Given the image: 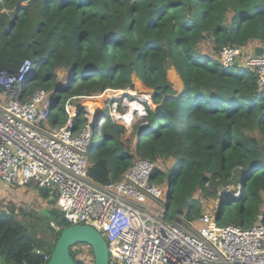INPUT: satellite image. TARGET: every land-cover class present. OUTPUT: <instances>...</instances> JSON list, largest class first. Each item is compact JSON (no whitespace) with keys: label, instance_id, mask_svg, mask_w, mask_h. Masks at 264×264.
<instances>
[{"label":"trees","instance_id":"obj_1","mask_svg":"<svg viewBox=\"0 0 264 264\" xmlns=\"http://www.w3.org/2000/svg\"><path fill=\"white\" fill-rule=\"evenodd\" d=\"M3 8L13 14L0 13V68L31 58L27 91L52 90V122L66 115L69 100L107 88L132 91L134 73L153 90L147 114L130 131L112 116L103 123L89 152L95 180H118L137 156L149 158L156 163L151 181L168 185V220L198 218L207 210L201 193L217 198L224 185L241 183L239 196L220 199L217 221L264 224V89L251 69L226 68L204 50V43L218 52L228 43L264 41V0H3ZM172 66L183 80L179 92L168 77ZM83 120L80 106L76 126ZM160 159L174 162L163 170ZM51 210L41 227L30 228L14 209H0L1 262L42 263L37 249L52 252L69 225ZM71 254L75 264H93L73 247Z\"/></svg>","mask_w":264,"mask_h":264},{"label":"built area","instance_id":"obj_2","mask_svg":"<svg viewBox=\"0 0 264 264\" xmlns=\"http://www.w3.org/2000/svg\"><path fill=\"white\" fill-rule=\"evenodd\" d=\"M217 59L226 68L239 62L251 69L264 89V52L252 50L250 44L228 43L220 48ZM34 67L26 57L15 69L0 68V181L54 189L58 209L69 224H89L104 235L110 264H264L260 221L249 227L219 224L218 206L194 220L182 214L168 220L162 185L151 181L156 163L149 158L137 156L118 180L103 183L89 174L95 132L101 134L108 116L124 122L130 131L133 120L147 114L148 96L129 99L130 89H117L122 97L113 99L108 94L107 103L96 113L82 105L84 120L79 126L80 105L69 100L65 120L49 124L55 111L52 90L27 91L30 82H25ZM242 190L241 183L226 184L217 199L239 196ZM73 247L79 258L94 262L89 244ZM37 252L43 254L40 264H46L52 253Z\"/></svg>","mask_w":264,"mask_h":264},{"label":"rangeland","instance_id":"obj_3","mask_svg":"<svg viewBox=\"0 0 264 264\" xmlns=\"http://www.w3.org/2000/svg\"><path fill=\"white\" fill-rule=\"evenodd\" d=\"M2 11H6L9 14H13V13H11L12 11L9 10L8 8L0 9V13ZM11 16H13V15H11ZM204 47H205L204 50L206 52H208V54H211V56L217 58L218 52L214 49V47L212 45H210L208 43H204ZM167 73H168L169 79L174 84V88L178 92L181 91L183 89L184 84H183V82H181L179 80V78H178L179 74H178L176 68L174 66L169 67L167 70ZM59 74H60V76H62L63 72H60ZM66 76L68 77V75H66ZM132 77H133V81L135 84V89H133V91H131V93L128 95V98L132 99V98H134V95H138L140 97L148 96L149 99L145 103V106L147 109V107H148L147 103L151 102V100H152L150 98V95L153 92V90L146 87L141 82V80L138 78L136 73H134ZM107 89H109V88H107ZM107 89L104 90L103 92L99 93V94L91 95L92 98L85 99V103L87 104V106H89L91 108H94L96 106L97 107L105 106V104L107 103L108 94H110L111 98H113V99H119L122 97V95H121V93L118 92L117 89L127 90L126 88H113L112 91L108 90V92H107ZM132 92H135V94ZM79 105H80V103H79ZM80 106H82V105H80ZM152 106H155V103L152 102ZM105 113L108 114L107 109L105 110ZM66 116L67 115H65L63 117L55 118L56 119L55 121H57L58 123H61L62 121L65 120ZM138 118H140V117L137 116L133 120V122L138 120ZM55 121L52 122L50 119L49 124L50 123L53 124ZM250 133L253 135H256V136L259 134L257 131H252ZM123 137L125 139L127 137H129V132L127 134H125ZM100 138H101L100 133L98 131H96L95 135L91 138V151H93L97 148L98 143L100 141ZM173 162H174V160H172V159H169V160L160 159L158 161V166H160L161 169L165 170L166 168L171 166L173 164ZM161 185H162V191H163V194L161 196V200L163 202H166L168 185H167V183H165V184L162 183ZM47 190H49V195L45 196L43 193V190L37 188L36 186H32V185L16 186V185H12V184H8V183L0 181V209H5L8 211H11L12 209H14L18 215L17 218L24 225L29 226L30 228L32 226L33 227H41L43 225V223H45L47 221V218L48 219L51 218L49 212L47 214H45V213H43L42 209L50 210V212L52 211L51 209H56L60 213L58 206H57L58 194L56 193V191L54 189H47ZM195 195L199 196L197 193ZM263 195H264V191H263ZM200 197H202L201 199L203 202L204 209H207L208 211L213 212L215 210V208H217V206L219 205V200L217 198H211V199H207V197L203 198V193L200 194ZM51 199H53V201H51ZM159 206L162 207L161 205H159ZM52 224H53V222H52ZM54 226L57 227L56 225H54ZM45 232H46L48 238L53 239V237L51 236V231L49 229H47ZM73 249L76 250V247H73ZM82 258H84V257H82Z\"/></svg>","mask_w":264,"mask_h":264},{"label":"water","instance_id":"obj_4","mask_svg":"<svg viewBox=\"0 0 264 264\" xmlns=\"http://www.w3.org/2000/svg\"><path fill=\"white\" fill-rule=\"evenodd\" d=\"M255 51L262 53L264 47ZM235 66H239V62H236ZM126 120L130 121V118L126 117ZM42 211L48 213L47 209ZM78 243H87L91 246L94 255L93 264H110L109 245L104 235L94 226L81 223L69 224L62 229L46 264H75L71 250Z\"/></svg>","mask_w":264,"mask_h":264},{"label":"crops","instance_id":"obj_5","mask_svg":"<svg viewBox=\"0 0 264 264\" xmlns=\"http://www.w3.org/2000/svg\"><path fill=\"white\" fill-rule=\"evenodd\" d=\"M261 47H264V41H261V40H255V41H251V43H250V48L252 49V50H257V49H259V48H261ZM178 78H179V80L181 81V82H183V80L182 79H180L181 77L180 76H178ZM88 98H92V96H80V97H78L77 98V102L76 103H80V105H87L86 103H85V99H88ZM84 100V101H83ZM78 103V104H79ZM88 107V109L92 112V113H96L99 109H101L102 108V106H100V107H94V108H91V107H89V106H87ZM0 264H6L5 262H1L0 261Z\"/></svg>","mask_w":264,"mask_h":264}]
</instances>
